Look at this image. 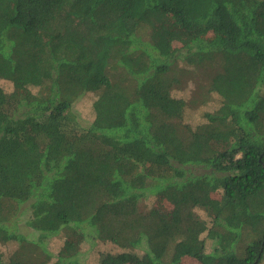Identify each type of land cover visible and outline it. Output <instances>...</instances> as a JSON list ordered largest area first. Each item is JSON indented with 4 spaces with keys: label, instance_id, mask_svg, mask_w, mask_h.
<instances>
[{
    "label": "trees",
    "instance_id": "16d2710c",
    "mask_svg": "<svg viewBox=\"0 0 264 264\" xmlns=\"http://www.w3.org/2000/svg\"><path fill=\"white\" fill-rule=\"evenodd\" d=\"M0 80V264H264V0H0Z\"/></svg>",
    "mask_w": 264,
    "mask_h": 264
},
{
    "label": "rangeland",
    "instance_id": "374dc122",
    "mask_svg": "<svg viewBox=\"0 0 264 264\" xmlns=\"http://www.w3.org/2000/svg\"><path fill=\"white\" fill-rule=\"evenodd\" d=\"M157 28L160 31V33L163 34L168 40L170 39L173 47H177L178 44L180 46L188 38L184 33L181 34L177 33L174 25L167 24V20L163 16L158 22ZM193 84H194L193 82L188 83L187 85L188 87L184 91L178 92L177 95L184 97L185 99H189L192 88L194 87ZM0 86H4L7 89V91H12L11 85L6 83L5 81L0 80ZM85 105H86L85 103L80 101V103L76 106L75 110L79 114L82 124L88 126L92 122L91 120H93V117L91 114H89ZM217 105L218 103L216 104L213 102L210 109L217 108ZM196 120H198L197 116L188 117V121H191L193 124H196L195 123ZM216 147L223 148L225 146L216 145ZM29 206L30 204H25L24 206H22L23 214L21 215L18 221L19 224L16 223L15 227L19 226L20 233L25 235L28 239L36 240L37 239L36 232L34 231L32 233V230L27 228L24 222L27 219V215L30 213ZM150 207L151 204H149L148 209H150ZM156 211L158 214H161L162 216H165L166 214L168 215V212L170 213V206L167 205L164 201H159V203L156 205ZM34 234L36 236H34ZM82 239H83V235L78 232L66 244L64 249L62 248L64 245L63 236L53 238L52 240L49 241L47 246L55 257L61 253V256L63 258L70 257L72 259H75L77 261V264H99L101 256L103 254L115 253L119 250L115 245L108 242H96V243L86 242L81 245ZM10 250L11 248H9L8 246L0 247V253L2 252L8 253ZM131 264H139V263L137 261H133ZM183 264H200V263L193 258H186L183 261Z\"/></svg>",
    "mask_w": 264,
    "mask_h": 264
}]
</instances>
